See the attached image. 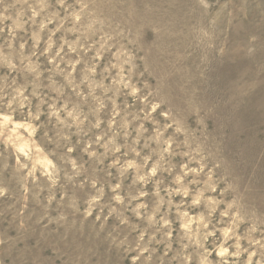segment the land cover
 <instances>
[{
    "label": "rangeland",
    "instance_id": "1",
    "mask_svg": "<svg viewBox=\"0 0 264 264\" xmlns=\"http://www.w3.org/2000/svg\"><path fill=\"white\" fill-rule=\"evenodd\" d=\"M0 264H264V0H0Z\"/></svg>",
    "mask_w": 264,
    "mask_h": 264
}]
</instances>
